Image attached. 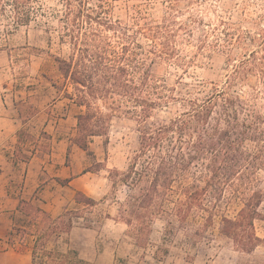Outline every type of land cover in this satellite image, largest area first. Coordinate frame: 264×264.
<instances>
[{
    "label": "trees",
    "instance_id": "obj_1",
    "mask_svg": "<svg viewBox=\"0 0 264 264\" xmlns=\"http://www.w3.org/2000/svg\"><path fill=\"white\" fill-rule=\"evenodd\" d=\"M116 1L125 0H0V12H9L16 25L47 15L57 20L68 54L56 60L65 85L73 88L66 96L83 108L73 139L83 151L95 155L91 139L108 138L112 114L141 119L139 148L128 169L110 175L113 186L121 181L130 188L118 211L135 245L147 246L157 220L164 222L163 242L181 231L190 239L193 223L201 219L209 225L226 201L241 206L234 215H222L220 232L236 251L252 254L263 242L255 222L264 220L259 175L264 171V42L240 60L231 56L223 86L215 83L205 98L181 97L168 76L150 66L155 59L169 66L191 62L176 56V19L159 24L125 20L114 15ZM140 35L152 42L150 49L143 47ZM250 76L256 77L254 84L248 83ZM242 82L247 90L236 89ZM175 102L174 116L155 118L157 110ZM74 200L80 208L56 217L20 200L18 207L30 220L17 231L34 235L33 264H58L55 250L48 247L52 236L70 232L74 218H85L100 203L83 191H76Z\"/></svg>",
    "mask_w": 264,
    "mask_h": 264
},
{
    "label": "rangeland",
    "instance_id": "obj_2",
    "mask_svg": "<svg viewBox=\"0 0 264 264\" xmlns=\"http://www.w3.org/2000/svg\"><path fill=\"white\" fill-rule=\"evenodd\" d=\"M114 5L115 17L125 20L135 17L141 23L159 24L170 17L176 19L172 26L176 56L191 62L181 67L155 59L150 66L156 74L168 76L181 97L205 98L214 92L215 83L223 86L231 70V56L240 60L264 42V0H125ZM133 27L139 30V26ZM254 36L258 37L251 41ZM139 41L150 49L148 38L140 35ZM67 54L68 46L61 43L52 15L16 25L9 12H0V146L16 145L19 158L31 157L36 149L42 154L53 151L55 143L43 127L50 120L56 138L66 143L76 135V116L83 108L66 96L73 88L65 85L56 60V56ZM255 81L256 77L250 76L248 83ZM240 88L247 90L248 86L242 82L236 86ZM178 106L175 102L157 110L155 118L174 116ZM13 119L15 124L9 130L6 121ZM140 126L141 119L136 116L112 114L108 138L91 139L94 156L81 148L71 150L73 169L91 170L78 186L86 184V193L100 203L85 218H74L73 232L52 236L48 247L55 250L58 264H264V220L255 222L263 242L252 254L236 251L232 240L220 232L222 215H234L241 206L238 202L223 201L209 225L198 219L191 227L190 239L181 231L163 242L164 222L157 220L147 246L135 245L118 211L130 188L121 181L113 186L110 175L128 169L139 148ZM259 175L264 188V171ZM66 191L74 200L75 192L71 188ZM74 208L80 205L69 209ZM261 209L264 211V201Z\"/></svg>",
    "mask_w": 264,
    "mask_h": 264
},
{
    "label": "crops",
    "instance_id": "obj_3",
    "mask_svg": "<svg viewBox=\"0 0 264 264\" xmlns=\"http://www.w3.org/2000/svg\"><path fill=\"white\" fill-rule=\"evenodd\" d=\"M73 104L76 105L74 102ZM12 121H6L9 130H12V124L16 120ZM51 122L50 120L43 125L44 131L52 136L51 140L55 143L51 153L42 154L36 149L31 152V157L22 159L15 152L16 145L0 146V264H33L34 235L22 236L17 231V228H27L30 220L19 209L20 200L30 201L50 216L56 217L76 204L65 193L66 188H71L74 192H87L84 186L86 184L78 186V182L81 179L86 181L89 171L76 172L74 164H69L71 150H78L80 147L73 140L65 143L64 139L56 138L53 128H50ZM17 129L14 128V131ZM61 180L68 182L62 183Z\"/></svg>",
    "mask_w": 264,
    "mask_h": 264
}]
</instances>
